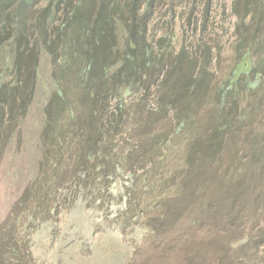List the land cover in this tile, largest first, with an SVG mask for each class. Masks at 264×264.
I'll list each match as a JSON object with an SVG mask.
<instances>
[{"label":"rangeland","instance_id":"obj_1","mask_svg":"<svg viewBox=\"0 0 264 264\" xmlns=\"http://www.w3.org/2000/svg\"><path fill=\"white\" fill-rule=\"evenodd\" d=\"M19 1L6 0L11 16ZM36 1L27 13L35 15L47 2ZM230 4L231 0H160L147 23L149 45L173 31V53L185 47L197 57L204 47L211 49L207 71L200 70L199 61L188 68L193 77L203 76L204 85L195 102L194 123L183 135L173 134L178 100L165 102L173 83L167 76V58L158 69H140L133 92L123 101L112 90L93 101L81 98L79 91L75 94L70 89L77 85H68L73 80L59 74L61 83L70 87L66 96L74 103L71 120L67 110L54 108L55 103L47 108L55 88L50 56L42 52L36 56L27 112L15 121L4 114L5 123L0 125V144L4 145L0 152V253L9 251L12 259L6 257L3 264H264V136L259 143L263 148L255 149L249 140L250 133H264V86L256 95L240 94L235 106L226 105L224 110L232 116L247 110L253 115L238 128L234 126L208 164L198 160L203 161L202 172L181 158L189 152L200 157L205 147L194 139L212 122L209 102L231 61L234 18ZM208 6L209 21L203 29L202 13ZM33 15H26V20H33ZM8 54L7 47L0 48V63ZM11 77L6 73L2 79ZM27 92L29 88L23 90L20 85L16 103ZM48 112L51 127L46 123ZM106 123L116 133L112 144L121 151L125 169L115 173L112 184L106 182L110 194L106 192L100 204L93 200L88 208L78 199L62 209L79 191L72 183L48 187L58 199L44 217L29 215L28 195L14 207L37 173L40 178L54 173L46 164L50 158L61 157L55 173L70 179L81 163L76 154L98 143ZM12 124L17 128L4 142L6 126ZM55 132L65 136L66 148L50 138Z\"/></svg>","mask_w":264,"mask_h":264},{"label":"trees","instance_id":"obj_2","mask_svg":"<svg viewBox=\"0 0 264 264\" xmlns=\"http://www.w3.org/2000/svg\"><path fill=\"white\" fill-rule=\"evenodd\" d=\"M36 2L20 0L18 8L14 9L15 14L11 16L5 7L6 0H0V48L7 47L9 53L8 58L0 63V125L5 123L4 114L8 120L15 121L18 115L23 116L27 112L32 90V86L28 84L35 82L33 65L36 56L42 52L50 56L51 76L55 87L47 108L55 103L54 108L67 110L71 120L74 103L66 96V89L70 87L61 83L59 74L63 75L62 79L66 77L73 80L68 85L75 83L77 86L70 89L74 93L79 91L81 98L93 101L102 92L112 90L117 100L123 101L133 92L141 74L140 69H158L167 58V76L172 78L173 83L165 95V102H179L174 113L176 124L173 134L183 135L185 129L190 130L194 123L195 102H198L204 78L202 75L193 77L188 68L196 66L199 61L200 70L207 71L208 64L212 61L211 49L204 47L197 57L185 47L173 53V31L159 35L149 45L147 23L160 0H47L41 9L36 10L35 15L27 13L32 11L28 7L36 5ZM209 9L208 6L202 13L203 29L209 21ZM230 9L234 18L229 51L231 61L221 72L223 78L216 85L213 99L209 102L214 111L212 122L206 126L207 132L201 131L194 139L201 140L205 147L200 150V157L192 152L181 157L184 163L194 165L200 172L204 166L203 161L208 164L212 160L216 154V146L227 141L234 126L237 127L253 115V111L247 110L232 116L230 111L224 110L226 105L229 103L235 106L240 94L256 95L264 86V0H231ZM26 15H33V20H26ZM206 35L207 33L200 36V40H204ZM155 43L156 47L153 45ZM6 73L12 75L9 81L2 79ZM20 85H23V90L29 88V92L16 103L15 93ZM6 108L8 109L4 112ZM49 116L51 114L48 112L46 123L51 127ZM107 125L105 134L98 143L92 142L85 152L76 154V161L81 160V163L70 179L55 173L61 157L54 156L46 164L52 166L55 174H46L40 178L37 173L14 207L28 195L29 215L33 218L44 217L43 213L51 211L50 207H54L58 199V195L52 196L48 187H68L72 183L77 185L79 191L71 195L62 209L71 206L78 199H82L88 208L92 207L90 201L100 204L105 193L110 194V185L106 182L112 184L115 173L125 169L121 151L117 152L112 144L116 133L111 130L110 124ZM16 128L14 124L6 126L4 142L9 140ZM263 136L264 133L261 132L250 133V145L255 149L263 148L259 146ZM50 138L60 148H66L65 136L60 132L52 133ZM3 146L0 144V152ZM199 159L203 161L199 163ZM129 170L132 169H127L128 174ZM94 185L97 188L91 191ZM69 196L67 195V199ZM55 209L56 207L52 212ZM10 256L9 251L1 252L0 260L3 259L0 264L4 263L6 257H9L7 261H11ZM12 256L16 254L12 253Z\"/></svg>","mask_w":264,"mask_h":264}]
</instances>
